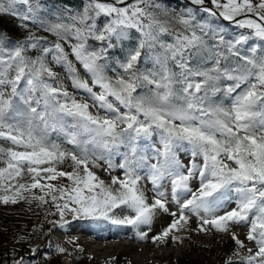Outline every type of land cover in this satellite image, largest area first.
<instances>
[{
  "label": "snow or ice",
  "instance_id": "1",
  "mask_svg": "<svg viewBox=\"0 0 264 264\" xmlns=\"http://www.w3.org/2000/svg\"><path fill=\"white\" fill-rule=\"evenodd\" d=\"M189 2L169 13L170 0H85L51 18L45 0H0V16L55 37L0 45V203L47 197L63 223L70 214L137 230L168 213L153 242L186 229L190 215L202 232L246 226L255 250L242 264H264V0ZM100 168L122 178L106 183ZM60 178L68 183H51ZM121 207L123 219L111 215Z\"/></svg>",
  "mask_w": 264,
  "mask_h": 264
},
{
  "label": "rangeland",
  "instance_id": "2",
  "mask_svg": "<svg viewBox=\"0 0 264 264\" xmlns=\"http://www.w3.org/2000/svg\"><path fill=\"white\" fill-rule=\"evenodd\" d=\"M170 1L168 9L173 11L175 3L181 0ZM45 2V11L51 18H55L56 12L51 8L52 1ZM205 6L211 7L210 0H206ZM17 8L25 10L24 5H18ZM19 24L11 16H0V32L13 40L22 41L29 32H35L37 36H47L49 42L55 41V37L47 33L37 31L34 27L26 30ZM65 49L70 51L67 45ZM77 67L80 66L77 64ZM53 68L64 79L69 91H72L63 68ZM81 73L83 74L82 69ZM52 139H57L55 134H52ZM64 146L71 147L66 144ZM183 159L187 161L191 156L186 153ZM70 163L65 161L60 165L61 170L71 171ZM95 171L106 183L111 182L113 175L122 178L120 169L114 170L111 175L103 168ZM51 183L60 185L67 184L68 181L60 178ZM141 184L145 187L150 202L154 197L151 185L146 178L142 179ZM161 190L170 198V186L167 183ZM33 193L41 194L38 189L33 190ZM46 200V203L35 200H20L15 204L0 203V264H14V261L21 258L24 264H227L229 259L232 264H242L243 257L248 254L247 249L255 250L253 244L246 240V226L232 225L229 232H218L206 226L209 230L202 232L199 231L197 218L190 215L186 229L170 233L165 241L153 242L152 237L160 234L172 222L173 217L168 213L158 211L150 228L141 225L138 230L130 225L113 224L103 219L81 217L74 220L70 214L65 215L67 223H63L50 199L46 197ZM231 207H234V203L227 205V208ZM169 208L170 211H176V206L172 203ZM127 214V209L123 207L111 213L119 219ZM218 214H223V210ZM138 232L147 233V238L138 239ZM233 233L247 245L246 248H237L232 239ZM172 235L181 237V240L173 242ZM61 248L64 249L63 252L59 251ZM237 252L239 255H235Z\"/></svg>",
  "mask_w": 264,
  "mask_h": 264
},
{
  "label": "trees",
  "instance_id": "3",
  "mask_svg": "<svg viewBox=\"0 0 264 264\" xmlns=\"http://www.w3.org/2000/svg\"><path fill=\"white\" fill-rule=\"evenodd\" d=\"M47 1H49V0H47ZM50 1H52L51 8H53L56 13L64 10L66 7H70L73 10H78V9H81L83 7V5H84V0H50ZM170 3H171V1H170ZM175 4L176 5L174 6L173 11H169V9H168L169 13H173V12L180 13V12H182L184 10L185 6L194 7V6H192L190 4L189 1H186V0L177 1V3H175ZM201 15L203 17H206V14H201ZM105 19L106 18H104V17L100 18V20H99L100 26L103 25V22H104ZM219 22L224 24V25H226V26L228 25L227 21H222L221 20ZM133 34L135 35V33H133ZM0 36L4 37L3 40H0V45H7L9 41H11L12 44L17 42L16 40H13V39L9 38L4 33L0 32ZM164 39L168 40L169 42L171 40L170 37H164ZM89 43L95 44L96 42L95 41H89ZM249 43L250 44H255V43H260V42H258V41H249ZM132 44H135V41H132ZM34 54H35L34 52H29V55H34ZM147 66L151 67V62L150 61L148 62ZM215 99H217L218 101H220L222 103H225V104L230 103V101L226 97H224L223 93L218 94V96Z\"/></svg>",
  "mask_w": 264,
  "mask_h": 264
}]
</instances>
